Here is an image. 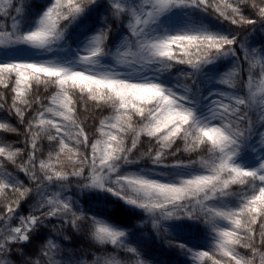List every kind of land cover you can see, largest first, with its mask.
I'll use <instances>...</instances> for the list:
<instances>
[{
  "label": "snow or ice",
  "instance_id": "6c2138e0",
  "mask_svg": "<svg viewBox=\"0 0 264 264\" xmlns=\"http://www.w3.org/2000/svg\"><path fill=\"white\" fill-rule=\"evenodd\" d=\"M100 0H51L36 23L29 31H21L20 17L22 7H17L13 0H7L6 6H0V50H7L18 45H28L35 49H48L63 39L64 34L73 23L83 16ZM112 19L120 22L126 18V28L129 37L112 57L116 66H138L144 69L153 64H160L164 69L175 65H187L191 72L182 73L184 79L195 83L196 74L205 66L212 64L220 57L237 56L235 68L226 73L219 81L228 86L231 91L216 94L207 110V115L198 117L195 111L187 107L191 101L187 96H178L171 90H166L159 84L146 80L144 82H128L130 78H121L114 69L95 71L100 66V60L109 55L107 41L112 31L109 25L89 38L87 45L78 56L77 64L84 66H65L54 61L27 62L13 59L0 63V86L7 89L9 81L14 77L10 91L15 95L11 105L7 106L9 115L18 118L20 124L27 125L24 132L25 144L30 149L27 161L17 164L16 157L21 149L13 150L10 146L0 145V157L12 164H17L20 172L28 176L33 186H25L24 182L12 173L0 172V195L5 189L18 194L14 200H5L0 209V256L7 257L10 253H20V245L27 244L31 235L39 228L47 227L46 220L55 217L64 225L79 232L81 222H88L91 239L98 245L111 244L123 247L126 244V233L94 216H88L83 211H77L71 197H62L60 191L52 192L54 182H60L57 187L68 190L69 174L62 170H54L52 165L44 160L38 162V138L46 136L50 143L58 145L55 159L67 153L79 154V146L89 147V137L85 129L80 127L75 118V101L70 95V89H78L87 94L91 101L110 103L113 117L100 121V135L91 143V156L84 155L79 160L80 167L71 175L78 177L82 188H105L113 191L129 205L143 209L153 217L154 226L161 219H170L174 215L186 216L189 219L204 217L214 232V248L196 251L195 256L207 258L211 264H254L257 255L264 264V159L258 167L247 170L235 163L237 156L245 146L256 140L264 148V68L259 73V86L254 88L252 49L245 47L238 33L231 36L205 33L183 32L175 35L153 36L152 26L159 18L174 8H199L208 12L213 9L218 18L230 25H256L264 23V6H259L252 0V8L258 9L259 20L246 17L241 5L248 0H236V4L228 0H137L134 5H126L122 0H106ZM13 12L15 15H13ZM11 20L9 28L7 21ZM67 22L63 28L60 22ZM174 50H179V55ZM249 62L247 75V94L238 89L240 80V61ZM54 86L56 91L47 98V104L39 98V107L31 119L25 121V114L31 108L29 95L33 84ZM185 91H190L185 88ZM7 100L0 93V110H4ZM152 105L147 109L141 105ZM24 105L26 107H21ZM140 116L145 123L137 131L132 128V115ZM115 121L114 123L112 121ZM105 128L109 130L105 131ZM115 129V133L112 131ZM0 130L17 133L16 127L8 123H0ZM133 132L131 147H125L121 133ZM140 134L156 138L160 150L147 155L153 164L164 165L163 149L174 143L176 137L185 141V150H193L199 145H207L211 163L203 173L191 175L190 178L177 182L161 183L147 179L137 173H120L121 163L138 162L130 159L136 148ZM74 140L75 147H69L66 141ZM189 141L191 147H189ZM72 157L69 156V159ZM53 154L49 153V160ZM84 166L90 172L85 175ZM173 167H190L176 162ZM4 168L0 163V169ZM46 182V183H45ZM241 186L240 193L231 191V186ZM38 198L33 212L27 216L19 214L21 202L30 194ZM236 196L239 203L235 208L226 207L223 201ZM211 202V203H209ZM19 220V225L12 223ZM228 222V226H220L218 221ZM259 225L257 228L256 226ZM68 239L67 236L64 237ZM182 251L192 253V249L179 244ZM247 249L251 255H242L238 249ZM57 245L51 240L41 249V256L46 258V264H59L51 254ZM128 252L137 257L136 264H145L139 258L135 247H128ZM0 264H12L9 259H0ZM25 264H33L26 260ZM35 264H43L36 261ZM93 264H101L97 259ZM102 264H120L115 258L104 260Z\"/></svg>",
  "mask_w": 264,
  "mask_h": 264
},
{
  "label": "trees",
  "instance_id": "16d2710c",
  "mask_svg": "<svg viewBox=\"0 0 264 264\" xmlns=\"http://www.w3.org/2000/svg\"><path fill=\"white\" fill-rule=\"evenodd\" d=\"M137 0H134V4ZM219 3L220 0H215ZM229 3L236 4V0H228ZM257 5L264 6V0H255ZM17 7H22L23 15L19 18L21 21V31H29L36 27V23L43 11L50 5L51 0H13ZM7 0H0V6H6ZM124 4L129 5L128 0ZM252 0L241 5V10L246 17L259 20L258 9L252 8ZM192 17L205 19L213 24L214 27H219L213 34L231 36L233 31L239 35L238 39L244 42L247 49H252L253 62H256V67L253 69L254 88L259 86L260 61L264 62V23L256 25H230L226 21L218 18V14L209 9L208 12L201 11L199 8H184ZM13 15L15 13L13 12ZM4 18L0 17V21ZM8 26H11V20L7 21ZM67 22L61 21L60 27L63 28ZM111 26L112 31L109 33L107 41L108 48L111 50L109 55L100 60V66L105 64L106 60L111 57L117 48H120L125 39L129 37L126 28V18L120 22L112 19L108 10L106 0H100L99 4L89 9L75 23L67 28L62 40L48 49H35L28 45H18L7 50H0V63L7 59L27 62H47L63 59L70 52L76 51L79 47L89 41V38L97 34L101 29ZM237 56L220 57L212 64L205 66L199 73L196 74L195 83L191 80L184 79L182 73L191 72L187 65H175L170 69H164L160 64L150 65L149 69L143 72L142 76L130 77L129 82H138L149 78L157 82L166 90H171L178 96H187L191 101L187 107L192 108L198 117L207 115V110L213 100L217 99L218 93L228 92L231 89L226 85H222L219 81L229 71L235 68L238 62V57L241 56L239 45L237 46ZM179 55V50H174ZM240 80L237 87L241 93L247 94V75L249 62L241 59ZM97 71L96 69H93ZM125 78L128 77L124 75ZM14 77L9 81L7 89L0 86V93H3L7 104L4 110H0V123H8L12 127L18 128L17 133L5 132L0 130V145L10 146L13 150L21 149V154L16 157L17 164L25 163L30 149L25 144L24 132L26 131V123L20 124L18 118L14 115H9L7 106L11 105L14 93L10 91L13 86ZM185 88L190 91H185ZM54 86L49 85L45 90V85L41 83L39 86L33 84L32 91L29 95V100L32 101L31 108L26 111L25 121L31 119L35 114V110L39 107L35 101L39 98L43 103L47 104V98L55 93ZM70 95L75 101L76 111L74 113L77 123L85 129L89 137V147L84 148L79 146V154L67 153L62 154L59 160L55 159V153L58 151V145L50 143L46 136L38 138L37 152V173L43 176L39 171L38 162L44 160L47 164L52 165L54 170H62L69 174L68 181L63 182L68 185V190H61L57 187L60 182H54L50 186L52 192L60 191L62 197H71L74 208L79 212L83 211L88 216H94L106 222L119 230L126 233V244L123 247H114L111 244L98 245L90 237V229L88 222H81L79 232L71 229L70 225H64L62 221L55 217L46 220L47 227H41L31 235V239L27 244L20 245L22 251L20 253H10L9 256H0V259H9L12 264H25L26 260H30L35 264L36 261H43L46 264V258L41 256V249L46 247L51 240L57 245V249L51 254L59 261V264H93L99 259L101 264L104 260L115 258L120 264H136L137 257L134 253L128 252V247H135L140 256L139 258L145 261V264H211L207 258H199L195 256L196 251L211 250L214 248V232L209 224L205 223L204 217L199 219H189L186 216H173L170 219L158 220L156 225L153 224V217L146 213L143 209L134 205H129L119 196L114 195L113 191L105 188H82L78 185L82 184L78 177L71 175L72 171L80 167L79 160L84 155L91 156V143L97 139H103L100 135V121L113 117L114 110L110 103L104 101H91L87 99V94L83 97L78 89H70ZM22 108L26 107L20 105ZM145 108V114L147 115ZM140 116L133 114L131 120L132 128L139 131L143 123ZM109 130L105 128V131ZM115 133V129H112ZM124 139L125 147H131L134 133L129 131L121 133ZM69 147H75L74 140L66 141ZM189 147L191 142L189 141ZM207 145H199L193 150H185V141L181 137H176L174 143L168 148L163 149V160L167 166L153 164L148 157V153L155 154L160 150V145L157 144L156 138L148 137L145 134H140L136 148L132 150L130 159L138 162L131 164L121 163L120 173H137L149 175V172L157 173L167 179L176 181L177 169L180 174H185L188 170L204 172L207 165L211 163V156L207 151ZM49 153L53 154V159L49 160ZM69 156L72 158L69 159ZM264 159V148H261L256 140L249 142L245 148L237 156L235 162L241 164L244 169L251 170L258 167L261 160ZM181 162L190 167H173L176 162ZM0 163H3L4 168L0 172L12 173L22 180L25 186H33L28 176L20 172L17 164H12L4 157H0ZM85 175H88L90 169L84 166ZM163 178V177H162ZM163 178L164 180H166ZM46 183V182H45ZM241 186H231V191L236 194L240 193ZM18 194L12 193L10 189H5L0 195V209L3 208L5 200L11 201ZM38 198L35 194L21 202L19 214L27 216L33 212V207L36 205ZM211 203V202H209ZM239 203L236 196L226 198L223 204L226 207L235 208ZM12 223L19 225V220L14 219ZM220 226H228L227 221H218ZM257 228L259 225L256 226ZM68 239L65 240L64 237ZM179 244H183L188 249H192V253L182 251ZM242 255L249 256L251 253L247 249H238ZM264 251V249H261ZM254 264H261L260 256L257 255Z\"/></svg>",
  "mask_w": 264,
  "mask_h": 264
},
{
  "label": "rangeland",
  "instance_id": "374dc122",
  "mask_svg": "<svg viewBox=\"0 0 264 264\" xmlns=\"http://www.w3.org/2000/svg\"><path fill=\"white\" fill-rule=\"evenodd\" d=\"M125 0H122L124 3ZM129 4L134 5V0H128ZM215 24L201 18H194L192 17L184 8H174L170 12L166 13L165 15L161 16L159 20L152 26L150 32L153 36H165V35H175L178 33L183 32H205V33H213L215 30H218L214 27ZM88 42L83 43L78 50L70 52L68 56H65L63 59L55 60L54 62L61 63L65 66H78V67H84L77 64L78 56L82 54V49L87 45ZM114 53V52H113ZM150 66L140 69L138 66H131V67H125V66H116L115 61L112 57L108 58L105 62V64L96 67L95 69L97 71H107L109 69H114L115 72H118L121 76V78H125L124 75L128 76L126 78L130 77H139L142 76L143 72L147 71ZM264 68V62L262 60L260 61V70ZM146 80H150L151 82L157 83L152 79L145 78L144 80H140L138 82H144ZM129 82V79H128ZM158 84V83H157ZM144 108H150L152 105H141ZM115 122L114 120L112 121ZM237 165L241 166L240 163L235 162ZM242 167V166H241ZM243 168V167H242ZM257 168V167H256ZM254 168V169H256ZM253 170V169H251ZM174 172L177 173L176 181L174 179H167L162 175H159L158 177L157 173L149 172V175H143L147 179H152L157 182L161 183H169V182H179L182 179L190 178L191 175L197 174V173H203L202 171H193L188 170L185 174H180V172L177 169H174ZM166 180H164L163 178ZM107 187V186H105Z\"/></svg>",
  "mask_w": 264,
  "mask_h": 264
}]
</instances>
